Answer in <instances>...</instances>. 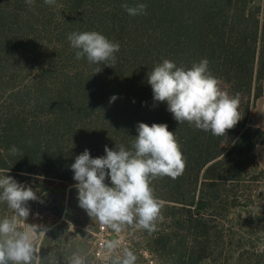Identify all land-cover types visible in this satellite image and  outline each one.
I'll list each match as a JSON object with an SVG mask.
<instances>
[{"label": "trees", "instance_id": "1", "mask_svg": "<svg viewBox=\"0 0 264 264\" xmlns=\"http://www.w3.org/2000/svg\"><path fill=\"white\" fill-rule=\"evenodd\" d=\"M123 3H144L146 11L130 16ZM74 31L118 42L116 63L76 59L67 39ZM205 58L220 88L239 97L242 118L222 137L179 124L165 103L154 102L147 83V73L165 59L187 69ZM32 66L30 83L17 85ZM0 91V176L34 184L53 217L39 246L41 264H66L73 251L85 250L73 224L85 235L86 228L95 235L100 230L75 200V157L85 149L103 156L105 145L130 148L138 122L166 123L180 146L183 175L157 178L150 186L181 231L179 264H201L207 257L204 212L228 201L222 191L229 175L238 180L245 168H260L256 147L264 143V129L252 124L250 110L264 94V0H56L55 6L34 0L31 7L25 0H0ZM114 94L118 98L109 103ZM12 146L19 155L8 154ZM105 183L111 186L110 179ZM36 202L30 201L33 207ZM11 214L0 204V217ZM148 233L144 249L171 253L174 237ZM190 238L197 242L190 245ZM138 253L144 258V250Z\"/></svg>", "mask_w": 264, "mask_h": 264}, {"label": "clouds", "instance_id": "2", "mask_svg": "<svg viewBox=\"0 0 264 264\" xmlns=\"http://www.w3.org/2000/svg\"><path fill=\"white\" fill-rule=\"evenodd\" d=\"M25 3L31 7L34 0H25ZM44 3L55 6L56 0H44ZM121 7L128 15L137 16L144 14L147 6L144 3L133 6L123 3ZM67 39L76 49L78 60L86 57L90 64L109 67L116 63L119 43L110 41L99 32L74 31ZM208 64L205 58L186 69L165 59L147 73V83L151 86L154 102L165 103L179 124L188 122L196 129L222 137L242 118L238 111L239 97L230 96L220 88ZM100 71L98 69L95 73ZM117 98L112 95L109 103ZM136 132L130 148L115 145L113 149L105 145V155L97 157H92L85 149L70 165L77 182L73 187L77 189L79 207L92 220L116 234L102 244L110 264H136L137 255L124 245L119 234L126 226L149 233L155 231L162 204L154 196L151 182L165 176L176 180L186 167L176 137L166 123L149 125L138 122ZM257 150L264 149L257 145ZM8 154L16 156L20 150L12 146ZM106 179H110L111 186L105 183ZM29 201L43 203L32 187L7 174L0 176V204L6 205L12 213L0 217V264H41L35 241L39 233H46L49 229L25 222L30 214ZM65 261L66 264H90L80 249L73 251Z\"/></svg>", "mask_w": 264, "mask_h": 264}, {"label": "rangeland", "instance_id": "3", "mask_svg": "<svg viewBox=\"0 0 264 264\" xmlns=\"http://www.w3.org/2000/svg\"><path fill=\"white\" fill-rule=\"evenodd\" d=\"M35 69L36 66H32L26 75L23 74L17 79L16 84H21V86L29 84L32 78L27 76L30 72L33 73ZM4 96V93L0 91V106ZM245 169L238 180L234 178L235 175L228 176L225 182L227 190L222 191L223 196L228 201L210 207L204 212L208 224L206 228L208 234L207 245L202 250L207 257H204L201 264H264V251H261V248L264 247V166L260 165L259 169L251 171ZM33 186L35 185H31L32 189L36 191L37 189ZM37 195L41 198L40 194L37 193ZM75 200H78L77 194ZM159 202L162 204V209L160 218L156 221V229L167 232L171 237H174L171 243V253L168 255L162 250L159 253L150 248L144 249L148 244V231L137 229L134 226H126L124 231L119 234V238L122 239L125 246L137 255L136 264H165L163 260L166 259H170L171 264H179V260L176 258L179 252L176 253L175 249L178 250V239L181 231L177 229L178 227L173 228L170 217L165 216L166 209L163 206L165 202ZM36 203L37 205L34 207L32 203L28 205L30 214L25 222L44 225L50 229L53 225V217L48 209L49 202L43 200L42 205L39 201ZM21 224L23 225L24 222L21 221ZM77 229L78 225L73 224L72 230L77 231L76 240H81L86 244L82 253L87 255L88 260L95 257L102 263L108 264L106 260L109 259L106 257L103 248H101L100 257L93 252L96 248L95 233L86 228L92 236L85 235L78 232ZM44 235L45 233H39L37 236L35 246L38 250H40L39 246L42 244ZM104 235L108 240L116 234L111 229L106 228ZM202 239V237L197 238V240ZM189 241L190 245L197 242L192 241L191 238ZM97 246L99 248L100 244L98 243ZM140 250H144V258L139 257L138 251ZM91 264L94 262L91 261Z\"/></svg>", "mask_w": 264, "mask_h": 264}, {"label": "crops", "instance_id": "4", "mask_svg": "<svg viewBox=\"0 0 264 264\" xmlns=\"http://www.w3.org/2000/svg\"><path fill=\"white\" fill-rule=\"evenodd\" d=\"M250 119L253 125L264 129V94L257 99L256 104L250 110ZM259 146L264 149V143ZM256 152L260 165L264 166V150L258 151L256 147Z\"/></svg>", "mask_w": 264, "mask_h": 264}, {"label": "built area", "instance_id": "5", "mask_svg": "<svg viewBox=\"0 0 264 264\" xmlns=\"http://www.w3.org/2000/svg\"><path fill=\"white\" fill-rule=\"evenodd\" d=\"M106 228L104 227V226H102V225H100V230L96 233V241H95V243H96V248H95V251H96V254H97V256L98 257H100V255H101V248H102V244H103V242L106 240V237H105V235H104V230H105ZM100 234H102L101 236H100ZM100 244V246H99V248H98V246H97V244Z\"/></svg>", "mask_w": 264, "mask_h": 264}]
</instances>
